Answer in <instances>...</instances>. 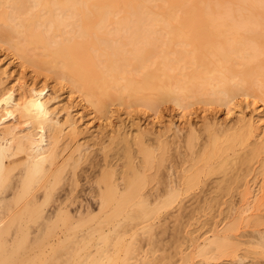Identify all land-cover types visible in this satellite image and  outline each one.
Masks as SVG:
<instances>
[{
	"label": "bare ground",
	"instance_id": "bare-ground-1",
	"mask_svg": "<svg viewBox=\"0 0 264 264\" xmlns=\"http://www.w3.org/2000/svg\"><path fill=\"white\" fill-rule=\"evenodd\" d=\"M157 28L168 37L166 41L161 40L162 34ZM1 42L7 43V46L10 47L9 50L17 52L19 56L28 55L25 54L27 52L23 48L26 47L23 46H31V44L35 45L34 47L37 46L35 49L39 53L35 52V54L38 53L39 56H37L40 60L24 56L25 61H29L37 69L43 64H47L48 67L45 66L47 69L49 68L48 63L52 64L54 68L51 69H54L55 76H60V79L65 78L70 84L71 91L79 93L83 100L94 105L100 113L105 111L106 100H113L120 104L127 101H141L149 107H154L158 101L160 103V100L165 99L172 100L174 104L183 107L190 105L192 100L204 103L227 102L232 96L238 93L247 94L251 90L264 98V50L261 48L264 47V0H0ZM32 54L34 53L32 52ZM41 68L43 69V67ZM52 70H50L51 73ZM254 86H258L255 91L256 87L254 88ZM4 89L0 90V139L2 140L0 142V193L2 194L6 188L3 193L7 195L5 192L10 187L11 194L14 197L18 196L17 200L21 201L22 199L23 201V198L28 196L31 198L25 200L11 218L9 215L7 222L1 223L0 220V264H46L51 260L54 263V260L58 259L55 256L57 248L65 250L67 244L58 243L60 247L55 244V246L50 245L51 252L49 256H46L43 251L46 243L39 237L30 238L31 240L27 241L23 234L19 238L12 236L13 238L10 237L9 240L6 236L8 231L11 232L9 229H13V226L15 229L17 228V232L18 227L27 226L29 219H22V215L33 211L35 206L31 207L30 205H40L39 200L42 199H39L40 196H36V193L41 190V194H43L41 203L47 202L53 194L55 183L58 180L60 182L59 176H62L59 174L63 169L65 172L66 167H69L70 170H68L71 171L68 183L72 179L70 181L72 189L69 190V194L74 193L78 181L76 168L84 156L79 150L82 147L79 146L75 149L78 152L76 158L72 153H69L59 163L60 156L56 150V143L60 129L57 125L51 124L53 122L59 125V121L52 118L48 112H45V109L39 107L38 100L33 95L34 90L31 88H23L22 93L17 96L14 94L13 88ZM7 117L11 121L5 122ZM244 132L243 130V133L232 134V137L229 136L230 138L224 141L208 134L206 143L202 146L199 144L201 146L199 150L189 153L192 155L189 168L184 170L181 178V174H179L174 179L170 178L172 163L168 159L167 144L169 142L161 143L163 142L161 141L154 147L153 145L146 146L145 143L148 142L144 143V141L135 138L138 140L136 143L140 153V158H138L133 152L134 157L138 158L135 160L130 153L131 144L129 141H125L127 146L128 143L130 144L127 147L128 160L122 157V160L123 158L127 160L124 165L127 166L126 169L124 168L125 170L119 168L118 170L123 171L117 172L114 163L105 159L101 165L97 164L99 165L97 174L94 170V173H91L94 174V178L91 177L95 184V189L92 187L91 194H97V200L94 199L97 202L96 213H93L86 204V208L83 205H78L75 213H71L73 215L66 214L63 217L61 216L63 208L60 207L65 202L63 197V200L57 203L55 211L53 209L47 215H38L36 220L39 221L38 218H41V222H38L37 226L40 225L41 229L60 225L83 226L96 219L97 222L92 228L93 232H101L103 223L109 225V233L99 234V239L101 238L100 240L103 242L112 240L120 244L124 234L133 228L131 227L132 222H136L135 226L143 225L158 211L174 203L177 194L190 192L193 194L199 184L201 188L199 187L198 194L199 192L204 195L214 194L206 201L204 200L208 208L212 209V202L214 201L215 204L217 197L220 198L222 195L223 198V194L228 193L236 175L239 174L228 175L225 160L233 145L243 141L246 135ZM187 137V147L192 149L194 136ZM169 146L171 145L169 144ZM87 148L85 147V150ZM256 148L257 145L251 150L250 156L258 152ZM248 152L246 153L248 154ZM16 156H18L16 160L8 161L10 160L8 158ZM4 158L7 159V163L3 161ZM165 161L169 162L168 165H165L166 167L164 166ZM198 161L202 163L199 164L200 166L197 164ZM90 162L92 161L90 160ZM118 163L121 165L120 162ZM14 164L17 165V168L21 166L22 170L14 175L15 180L12 183L10 176H13L14 170L11 167ZM89 164L92 165V163ZM14 167L16 166L14 165ZM160 167L168 170L170 173L168 178L158 179L156 172ZM91 169L93 168L91 167ZM152 169L154 173L145 174V171ZM231 173L234 174L233 171ZM214 176L215 178H212ZM9 180L12 183L11 186H9ZM59 182L58 184H60ZM10 190H8L9 193ZM55 190L57 191V189ZM231 190L230 192H232ZM58 193L60 194V192ZM148 194H166L167 197L166 199L165 196L159 198L157 195L153 199L152 196V203ZM8 195L10 198V194ZM6 199L5 197L0 198L3 210L5 207L8 209L12 206L8 204L15 200H10L11 202L8 203L9 200ZM19 201L15 203H19ZM15 203L14 205H16ZM203 206L205 209V205ZM203 206L201 205L199 208ZM191 210L189 211L192 212ZM198 210L196 213L201 212L200 209ZM4 211L7 212L6 209ZM193 214L195 215V212ZM1 216L3 215L1 214ZM214 217L215 215L213 219ZM220 217L222 219V215ZM217 219L219 220V217ZM221 219L215 221V224L213 222V228L209 230L212 232V238L204 236L207 229L198 236L190 237L189 248L196 249L201 246L199 256L203 259L220 258L228 256L230 253L232 256V253L234 255L238 249L237 245H235L237 249L233 247L235 242L232 238L234 236L230 235V232L236 228L235 223L233 221L226 223L218 229L217 227L223 223ZM224 221L226 220L224 219ZM201 222L198 229L203 224L208 226L204 223L205 221ZM209 225L212 226L210 222ZM141 227L145 232L150 233V226ZM204 228H209V226ZM17 234L14 235L18 236ZM242 235V238L245 235L248 236V234ZM247 236L245 237L248 239ZM88 239L90 240V238ZM169 239L171 240V238ZM260 240L257 243L261 244ZM245 241L244 243H251V240ZM8 242L11 246L7 249L6 246L9 244L6 245V243ZM27 242L28 247L24 248ZM207 245L209 247L206 250ZM261 245L264 246V243ZM167 247L169 246L167 245ZM173 248V253L175 252V255L180 253V257L172 262L168 259L170 264L189 263V255L186 254L183 258L181 250H178L180 247ZM234 248L236 250L232 252L231 250ZM260 248L264 250V247ZM20 249H22V254H20ZM133 251L132 244L128 245L126 253L130 254ZM103 252L101 250L98 253L100 255ZM90 255H85L81 262L77 261L78 263H76L97 264L99 259ZM74 261V257H67L64 260L61 258V261L55 262V264H73ZM127 261H124L123 264H128Z\"/></svg>",
	"mask_w": 264,
	"mask_h": 264
},
{
	"label": "rangeland",
	"instance_id": "rangeland-1",
	"mask_svg": "<svg viewBox=\"0 0 264 264\" xmlns=\"http://www.w3.org/2000/svg\"><path fill=\"white\" fill-rule=\"evenodd\" d=\"M157 30L160 32L158 28ZM161 34L163 35V37L161 35V40L166 41L167 40L166 38L168 37H166L164 33ZM32 45L33 44H31V46L30 45L23 46L26 47L23 48V50L27 52L25 54H28L24 56L31 57L33 59L34 57L38 58L39 52L37 49H35L37 48V46L34 47L35 45L34 46ZM9 48L10 47L7 46V43L5 42L0 43V90H3L4 88L8 89L11 87L15 90L14 94L16 96L17 94L19 95L20 93H22V91L26 87H29L32 90H34L33 95L36 96L39 107L45 109V112H48L52 118H55L59 121V125L53 122L51 123L52 125H57L58 129H60L58 133V141L56 143L57 144L56 150L58 151V155L60 156L59 157L60 159L58 158L59 160L58 162L61 163L60 161L62 159L64 160L69 153H72L73 156L76 158L78 156V152L75 149L79 146L80 148L82 147L79 150L82 151L81 153L84 154V156L81 154L83 156V159L79 162L76 168V172H78L77 173L78 181H77V187L73 191L74 193L69 194L70 193L69 190L72 189V187L70 186V181L72 179H70L68 183L69 178H71L70 177L71 171H69L70 170L69 167H66L65 170L67 169L66 171L69 172L66 171L64 172L63 169L62 171V173L64 172L63 175L62 173L59 174L63 177V179L62 177L59 176L60 182L59 180L58 182L60 184L56 182L55 183L56 185H54L55 187L54 190L57 189V191L53 190V194H52L53 196L51 195L50 199H48L47 202L41 203V201L43 200L42 197L43 194H41L42 191L39 190L41 192L38 191L37 192L38 194L36 193V196L38 197L40 196L39 199H42L39 200L40 205L38 206L30 205L31 207L35 206L32 209L33 211L30 213L27 212L26 213L27 215L25 213L22 215L23 216L22 219H29L27 222L28 223L27 226H23L21 228L18 227V232L20 233L16 231L17 228L15 229L14 228L15 226H13V229L10 228L9 230H11V232L8 231V235L6 236L8 240L13 237L15 238H19V236L22 237L21 236L22 234L23 236H25L27 241L34 239L35 237L36 238L39 237L41 240H44L46 243V245L43 247V251L45 253L44 255L46 256H49L51 252V248H50L51 246H55V245L59 246V244H64V243H65L64 245L67 244L65 250H61L60 248H57L58 251L55 252V256L58 259L54 260L56 263H59L61 261V258L62 260H64L67 257H74L75 261L73 262V264H77L78 262H81V260L83 259V257H85V255L91 254L90 256H94V258L99 259L97 264H123V262L127 260H128L127 261L128 264H163L165 262L170 264L172 260H176L180 257L179 256L180 253L176 255L174 254L175 252L173 253L174 251L173 247L178 246L180 247L178 248V250L179 249L181 250L182 257L184 255L186 256V254L190 256L189 258L190 261L187 264H200V262H202L201 264H264V250L260 248V247H264L261 245L262 243H264V98H262L260 94H258L257 92H253L251 90L247 94L238 93L237 95L232 96L227 102L204 103L202 101L195 102V100H192L193 102L191 101L190 105L183 107L178 106L176 103L175 105L174 101L172 100L170 101L165 99L160 100V103L158 101L157 104H155V106L157 105L156 107L155 106L149 107L148 105L144 104V102L141 101H137V102L133 101L134 104L132 101L131 102L127 101L124 104L123 103L120 104L113 100H106L105 111L100 113L94 105H91L86 100H83L80 97L81 95L79 93H75L71 91L72 89L69 86L70 84L67 83L68 81L65 78L60 79L61 78L60 76H59L60 78L57 77L58 75L55 76V74L53 73L54 69L53 70L51 69L53 67L52 64L50 65L48 63L49 68L47 69L45 67L47 66V64L45 65L43 63L42 64L44 66L40 65L41 67H43V69L39 66L42 70L40 68L37 69L35 66L34 68L29 61H27L29 63L25 61L26 58H24V56L21 55L19 56L17 52H14L11 49L9 50ZM261 48L262 50H264V47ZM32 52L34 54L35 52H38L37 53L38 56L36 54L34 56ZM38 60L40 59L38 58ZM50 70H52V73L54 75L51 73ZM55 70L57 69L55 68ZM255 87L256 86H254V88ZM257 87L254 89V91L257 89ZM5 120H6L5 122L11 121L10 118ZM243 130L245 131L244 133L246 134L245 135L246 138L244 137L241 143H235L233 145L232 150L227 153L225 160V168H227L228 175L229 174L236 175L238 173L239 174L238 176L236 175L235 180L233 182L234 184L233 183L231 184L228 193L225 195L223 194L224 199L222 198L221 195L220 198L219 197H217L218 199L216 198L215 204L214 201L212 202L213 207L209 206L212 207V209L208 208L207 203L205 204L204 200L206 201L207 198H209L211 195L213 196L214 194L204 195V194H200L199 192L200 194L199 195L198 191H200L199 189L201 188L199 184L198 189H195L193 191V194H195V196H193L192 192L177 194L176 201L172 203L170 206H167L164 209L158 211L155 216H152L149 219L150 221L148 220L143 225H139V226H135L136 222H132L133 225H131V227L133 228L129 232L124 234L120 244L112 240L103 242L100 240L101 238L99 239V234L103 235L109 233L108 231L109 225H105L104 223L101 225L102 233L93 232L92 228L95 225L94 223L97 222L96 219H94L92 223L83 226L72 227L70 225L68 226L60 225L48 229H43V228L41 229L39 227L40 225L37 226V223L41 222V218H38L39 221L36 220L38 215L40 216L47 215L48 212L50 213V211H52L53 209L55 211V207L57 206V203L59 201H62L63 197L65 198V200L63 201L66 202V203L64 202L65 204L64 203L62 204L63 206L65 205L66 207L60 206L63 208V213H61V216L63 217H65L66 214L73 215L78 205L79 206L83 205L84 208H86V206L88 205L87 207H89L93 211V213H96L97 202L95 200H97L96 197L97 194H91V191L93 192L92 189L93 188L95 189L94 187L95 184L93 182L94 174L91 173H94L93 170L95 171V173L98 172L99 165L97 164L100 163L101 165L102 161L104 162L105 159L107 161H110L112 164L114 163L113 165L114 167H116L115 170L121 173L127 167L124 165H126L125 163L128 160L127 153L129 152L127 147H129L130 144L131 145L129 148L131 149L130 153L133 155L132 157L140 158L139 156L140 153L138 152L137 143H136L138 142V140L144 141V143L148 142L145 143L146 146L153 145L154 147L157 146V144L160 143L161 141H163L161 143H164L166 141L167 143L169 142L167 145L169 150L168 159L172 163L171 172L169 171L171 174L168 173V170H166V168L164 167L163 168L160 167L158 169L159 172L158 171L156 172V174H158L157 175L158 179L164 180V178L166 179V177L168 178V176L170 175H171L170 178L174 179L176 176L181 174L180 175L181 178L184 170L188 169L190 163L192 162V159L190 160V157L192 155L190 154L194 152V150L195 152L196 150H199L201 146L206 143V139L210 134H211L210 136L217 137L220 141H224L232 137L233 136L232 134L235 135L239 132L243 133ZM192 135L194 136V140L192 141L194 146L192 147V149H189L187 147V140H188L187 136H192ZM135 138L138 140H136ZM125 141L126 142L129 141L130 144L128 143L127 146V143ZM0 142H2V140ZM169 144L171 146H169ZM256 145H257L256 149L258 152L250 156L251 150H253V148H255ZM85 147L88 148L85 150ZM123 151H125L124 155H123ZM246 152H248V154ZM125 154L127 155V157ZM199 154L200 152L198 153V155ZM246 154L248 155V157H246L247 156ZM17 157L18 156L8 158L10 159L8 161L11 162L13 160H16ZM122 157H125L127 160L125 158H123L122 160ZM5 158L3 159V161L7 163L8 161H6L7 159ZM138 158H135V160H137ZM168 159L167 161H169ZM90 160L92 162H90ZM167 161L164 162V166L169 164L170 161L169 162ZM118 162H120L122 166ZM89 163H92V165H90ZM116 163L119 165H117ZM197 164L198 166H200L199 164L202 163L198 161ZM14 165L16 167H14ZM14 165L13 167H11L13 168L12 170H14L12 174L13 176L12 177L10 176L12 183L15 180L14 175L18 174L22 170L20 165H19L20 168H17L16 164ZM91 167L93 169H91ZM119 168L120 170L121 169L123 170L120 171L118 170ZM160 169L162 172L160 171ZM235 170H237L238 172ZM232 171L234 172V174L231 173ZM152 173H154L153 169L145 171V174L147 175L148 174L150 175ZM87 174L90 177L92 176L93 178L92 177L90 178ZM215 176L212 178H215ZM11 182L9 186L12 185ZM9 188H7L5 192V194L7 195H4L3 193L6 188L3 190L2 194L0 193V198H4V197L7 198L9 200L8 201L6 199L8 203H10L13 199L15 200L12 201L11 204H8V205H12L10 206L11 207L10 210H9L10 208L9 206L8 209L6 207L4 208V210L6 209L8 213L5 212L2 209L3 206L0 205L1 206L0 211L1 214L3 215L1 216L0 214L1 223L7 222L9 220L8 219L9 215L11 218L14 215V212L17 211L18 208L22 205V203H24L25 200L27 201L31 198L30 196H28L26 198H23V201L22 199L21 201H19L16 199L18 198V196L14 197L13 194H11V190ZM8 190H10V193ZM230 190L232 192H230ZM58 192H60V194ZM8 194H10V198ZM11 195L13 196V198H11L12 197ZM148 195H149V200L152 201L154 197H157V195L160 198V196H165L166 194L163 195L148 194ZM199 196L200 197L203 196V197L200 198ZM166 197L167 196H165L164 198L166 199ZM18 201L19 203H15ZM217 201L219 203L221 202L222 204L220 203L219 205ZM14 203L16 205H14ZM201 205L202 206L205 205V209L204 206L199 208V206ZM225 205L227 206V208ZM191 206H193V208H191ZM214 208H217L219 211H216L217 209L215 210ZM198 209H200L201 211V212H197L199 214L201 213L200 215L196 213ZM189 210H191L192 212H190ZM2 211L5 215L2 213ZM226 211H228L227 212L228 214L226 213ZM193 212H195V215L193 214ZM221 212H224L223 214L225 215H223ZM206 213L209 214L207 215ZM218 214L220 215L218 216ZM214 215L215 217L213 219ZM221 215H222V219L220 217ZM191 216H193L192 217L193 220L190 219ZM200 216L202 217V219ZM216 216L219 217V220L217 219ZM220 219L222 220L223 223H221V225L217 227L218 229H220L226 223L232 221L235 223L236 228L235 230L230 232V235H232L231 237L234 236V238L232 239H234V242L237 244L233 243L232 239H231L232 242L231 241L230 242L231 244L232 243L234 244L233 247L236 248L235 245H237L238 248V249L236 248L237 250L234 248V250L231 251L234 252L236 250L237 252L235 251L234 255L232 253V256L230 253V255L221 256L220 258L203 259L199 256V250L201 249V246L197 247L196 249L189 248L190 237L192 238L198 236L207 229L206 230L207 233L204 236L212 238L211 237L212 232H210L209 230L210 228L211 229L213 228V222L215 224L217 220L220 221ZM224 219L226 221H224ZM201 221L203 222L205 221L204 223H206V225H208L209 228H204L208 226H205L203 224L201 228L198 229V226L202 224ZM209 222L212 226L209 225ZM141 226L143 227L150 226L151 227L150 233L148 234L147 232H145ZM202 227L204 228V230ZM179 230L181 231V233ZM14 234H17L18 236ZM242 234L243 235L248 234V236L247 235L245 236H247L248 239L251 240V243L252 242L253 243L251 244L249 242L250 240L245 241L248 239L245 236L242 238L241 237ZM42 237L45 238L46 240L43 239ZM88 238H90V240ZM169 238H171L172 241ZM260 238L262 241L260 240ZM259 240L261 244L257 243ZM244 241L249 242L250 244L244 243ZM199 242H201V240H199ZM9 243L10 242L6 243V245ZM131 244L135 251L132 252L134 254L126 253V248L128 247V245ZM258 244H260V246H258ZM25 245L26 246H24V248H27L28 242ZM167 245L169 247H167ZM10 246L11 245L9 244V246H6V248L8 249ZM208 247L209 246L207 245L206 250L208 249ZM21 250L22 249H20L21 252L20 254L23 253ZM101 250L104 252L99 255L98 252ZM168 259L170 262L168 261ZM51 262L53 263V260L46 262V264L49 263L52 264ZM55 262L53 264H55Z\"/></svg>",
	"mask_w": 264,
	"mask_h": 264
}]
</instances>
